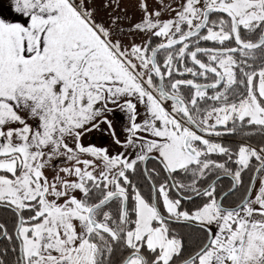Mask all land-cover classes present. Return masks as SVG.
Wrapping results in <instances>:
<instances>
[{
    "label": "snow or ice",
    "instance_id": "6c2138e0",
    "mask_svg": "<svg viewBox=\"0 0 264 264\" xmlns=\"http://www.w3.org/2000/svg\"><path fill=\"white\" fill-rule=\"evenodd\" d=\"M0 264H264V0H0Z\"/></svg>",
    "mask_w": 264,
    "mask_h": 264
},
{
    "label": "rangeland",
    "instance_id": "374dc122",
    "mask_svg": "<svg viewBox=\"0 0 264 264\" xmlns=\"http://www.w3.org/2000/svg\"><path fill=\"white\" fill-rule=\"evenodd\" d=\"M117 115H118V116H121L120 123H123L122 114L117 113ZM94 139L96 140L97 143H104V144L109 143V138H108V137L94 136Z\"/></svg>",
    "mask_w": 264,
    "mask_h": 264
}]
</instances>
